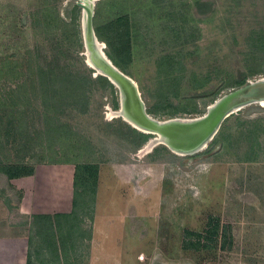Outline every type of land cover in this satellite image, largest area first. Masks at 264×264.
Returning a JSON list of instances; mask_svg holds the SVG:
<instances>
[{"label": "rangeland", "instance_id": "374dc122", "mask_svg": "<svg viewBox=\"0 0 264 264\" xmlns=\"http://www.w3.org/2000/svg\"><path fill=\"white\" fill-rule=\"evenodd\" d=\"M120 16L131 58L112 60L155 117L201 115L243 76H264V0H95V25ZM82 19L76 0H0L4 162H98L101 199L110 188L123 205V194L127 219L140 220L121 246L141 247L146 264H264V104L233 113L198 152H142L156 135L111 115L120 90L87 63Z\"/></svg>", "mask_w": 264, "mask_h": 264}, {"label": "crops", "instance_id": "0c3cea01", "mask_svg": "<svg viewBox=\"0 0 264 264\" xmlns=\"http://www.w3.org/2000/svg\"><path fill=\"white\" fill-rule=\"evenodd\" d=\"M68 163L42 162L33 173L12 177L0 171V264H64L66 260L77 264L84 247V264H146L141 247L129 252L121 246L127 230L139 228L140 220L127 219L130 214L124 208L130 199L123 194L119 195L123 205L113 202L110 188L112 197L107 202L101 199V172L91 224H78L87 233L75 236L76 246L61 245L50 224L51 216L54 220V215L74 208L75 166ZM66 166L70 172L63 171Z\"/></svg>", "mask_w": 264, "mask_h": 264}, {"label": "water", "instance_id": "95a60500", "mask_svg": "<svg viewBox=\"0 0 264 264\" xmlns=\"http://www.w3.org/2000/svg\"><path fill=\"white\" fill-rule=\"evenodd\" d=\"M83 14L86 61L99 68L98 73L109 78L120 90L119 112L128 121L144 128L145 133H158L169 147L190 154L208 146L224 120L245 105L264 99V76L249 79L245 84L217 97L207 110L196 116L155 117L147 111L138 82L122 70L107 54L106 42L101 40L94 24L95 0H76ZM103 45L105 46L103 48Z\"/></svg>", "mask_w": 264, "mask_h": 264}, {"label": "trees", "instance_id": "16d2710c", "mask_svg": "<svg viewBox=\"0 0 264 264\" xmlns=\"http://www.w3.org/2000/svg\"><path fill=\"white\" fill-rule=\"evenodd\" d=\"M47 9L40 10L39 15L45 16L47 22L48 19ZM129 19L128 16H120L117 20L108 22L103 26L95 25L96 33L101 40L106 41L107 45L112 47L114 52L108 51L109 56L118 64L122 65L126 63L131 58V44L129 36ZM42 70V71H41ZM40 73L45 76L50 74L47 70L43 68L39 69ZM51 75L54 77L55 72L51 69ZM101 77L106 78L102 75ZM247 82L245 76L237 81V85H243ZM112 85V82H110ZM47 89V87L45 88ZM46 106L49 107L50 102L45 101ZM233 115V114H231ZM230 115V116H231ZM229 116V117H230ZM227 117L225 121L229 118ZM144 139L147 138L148 134L143 133ZM35 170V165L28 163H6L4 162L0 154V171L4 172L8 176H19L33 173ZM100 166L98 162H78L75 165V190L73 204L74 208L71 213L56 214L51 216V228H55L58 233V238L62 246H76L75 236H80L81 234H86V230L79 227L78 224L85 222L84 217L80 213V208L88 205L90 202V208L88 216L90 219L93 218L94 205L96 201L98 180H99ZM80 185V188L78 186ZM64 218V220H63ZM55 222V227L53 225ZM85 236V235H84ZM64 264H75L74 261L66 260Z\"/></svg>", "mask_w": 264, "mask_h": 264}, {"label": "bare ground", "instance_id": "6f19581e", "mask_svg": "<svg viewBox=\"0 0 264 264\" xmlns=\"http://www.w3.org/2000/svg\"><path fill=\"white\" fill-rule=\"evenodd\" d=\"M83 20V19H82ZM82 24H83V22H82ZM84 25V24H83ZM82 25V26H83ZM83 35H84V33H83ZM105 46L103 45V48H104ZM87 63L92 67V68H94V69H96V73H98V70H99V68L98 67H96L90 60L89 61H87ZM260 77H263V76H260ZM258 103H260V104H264V99H262V100H260V101H258ZM111 115H114V116H120V115H122V114H120V112H119V109L118 110H114V111H112L111 112ZM123 116V115H122ZM125 119H126V117H124ZM127 121H128V119H126ZM131 124H133L134 126H136V127H138L139 129H141V130H144V128H142L141 126H139V125H137L136 123H132V121H129ZM154 135H156V137H154L152 140H150L149 141V143L148 144H146V146L143 148V150H142V152H149V151H151L152 149H153V146L156 144V143H163V144H166L167 146H168V144L164 141V140H162L159 136H158V133H155ZM171 148V147H170ZM172 149V148H171ZM172 150H174V149H172ZM175 152H178V153H182V154H185L184 152H180V151H176V150H174Z\"/></svg>", "mask_w": 264, "mask_h": 264}, {"label": "built area", "instance_id": "2783aa9c", "mask_svg": "<svg viewBox=\"0 0 264 264\" xmlns=\"http://www.w3.org/2000/svg\"><path fill=\"white\" fill-rule=\"evenodd\" d=\"M141 259H144V256L143 255L141 256Z\"/></svg>", "mask_w": 264, "mask_h": 264}]
</instances>
